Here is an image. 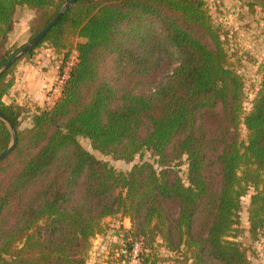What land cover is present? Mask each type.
<instances>
[{
  "label": "trees",
  "instance_id": "obj_1",
  "mask_svg": "<svg viewBox=\"0 0 264 264\" xmlns=\"http://www.w3.org/2000/svg\"><path fill=\"white\" fill-rule=\"evenodd\" d=\"M68 1L0 0V156L17 137L0 161V264H87L103 221L118 214L139 258L161 239L191 264H252L238 239L264 232V88L245 113L244 77L207 2L78 0L7 66L25 46L7 47L17 9L34 12L31 40ZM248 7L264 12V0ZM43 47L61 56L59 76L75 57L59 96L36 112L7 104L18 64ZM79 138L127 163L149 150L155 164L116 172Z\"/></svg>",
  "mask_w": 264,
  "mask_h": 264
},
{
  "label": "rangeland",
  "instance_id": "obj_2",
  "mask_svg": "<svg viewBox=\"0 0 264 264\" xmlns=\"http://www.w3.org/2000/svg\"><path fill=\"white\" fill-rule=\"evenodd\" d=\"M210 9L213 21L217 27L220 28L226 43V49L228 50L230 56V62L234 67L243 75L245 80V93L246 100L244 102L245 113H248L253 105V101L257 94L264 88V12L255 8L254 17L250 20V24L253 25L251 30L241 29L237 30L243 24H246L248 20H242L237 16L239 10L249 9L248 5L252 1L259 0H205ZM250 11V10H249ZM25 12V13H24ZM246 12V11H245ZM26 14V15H25ZM34 12L25 7H19L15 19L17 18L18 34L15 32L9 36L7 47L11 50L21 48L30 41V35L27 30V25L24 23L27 16H32ZM238 32L237 37L233 39L232 37H226L227 33L234 35ZM29 35V39L26 41V37ZM23 41H26L23 45ZM249 52V53H247ZM252 53V54H251ZM251 54V55H250ZM259 57L260 61L254 62L252 58ZM25 63L29 62L23 60ZM255 63V64H254ZM58 66L61 65V57L57 59ZM24 65V64H23ZM67 68V66H66ZM65 68V69H66ZM64 69V70H65ZM21 77L19 76L17 88L20 92L17 93V97L21 99V103L25 106L29 104V109L31 112H36L38 109L43 110L50 106L49 101L52 98L53 90L58 85V79L54 82L56 75H52L54 84L47 90V105L45 107L34 106L31 101L28 103L27 100L38 97L40 94L35 90V85L40 84L41 78L39 75L44 74L39 69L35 67H27V64L20 69ZM46 74V73H45ZM48 76V75H47ZM44 76V77H47ZM49 78V77H47ZM49 78V79H52ZM35 90V91H34ZM30 93V97L28 96ZM34 92L36 94H34ZM43 92V91H42ZM55 102V101H54ZM30 105H33L30 107ZM27 107V106H26ZM31 125V121L26 119L23 120V127L26 128ZM240 134L242 140L247 139V131L244 126L240 128ZM80 144L93 154L97 159L107 162L116 172L128 173L131 169L143 162H150L155 164V157L151 151H145L142 156L135 157L134 161L127 163L124 161H117L111 157L102 155L100 152L94 150L91 142L86 138H79ZM181 176L185 183H187V172L188 166L186 161L181 167ZM254 194L253 190H250L246 197L242 199V211L240 213L242 227L248 228V207L250 204V197ZM102 234L97 235L92 239V247L87 255V264H191L185 259L183 253H171L162 243L161 239H158L157 244H155V250L151 255L146 253L145 256L142 255L138 258V261L134 263L133 251L137 245L140 246L141 243L137 242L132 251L127 250L126 242L124 241L125 231L130 228V221L127 218H123L121 214L114 217L106 218L103 223ZM238 241L248 250V255L252 264H264V232L257 242H253L248 234L241 236ZM185 246H183V250ZM140 256V253H139ZM146 259L148 260L146 263Z\"/></svg>",
  "mask_w": 264,
  "mask_h": 264
},
{
  "label": "crops",
  "instance_id": "obj_3",
  "mask_svg": "<svg viewBox=\"0 0 264 264\" xmlns=\"http://www.w3.org/2000/svg\"><path fill=\"white\" fill-rule=\"evenodd\" d=\"M17 11H18V9H17ZM245 11L242 10V9L239 10L238 13H237V16H239V18L242 19V20H248V21L246 22V24H243L239 28H236V31L237 30L239 31L241 29H247V30L250 29L251 30V27H253V25L250 24V22H251L250 19L252 17H254V13L250 12V11H247V10H245ZM16 14H17V12H16ZM33 17H34V14L32 16H29V17L27 16V18H25L26 20L24 21V23L27 25L28 32H29V23H30V21L32 20ZM15 20L17 22V18ZM16 22H15L14 29L11 32V34H13L15 32V35L18 34V28H16V26H17ZM232 32H234V35H229V38L232 37L233 39H235V37H237V35H238V32L235 33V30L234 31L232 30ZM27 39H29V35L26 37V41H27ZM26 41H23L21 44L23 45ZM247 53H249V52H247ZM59 57H61V56H59L56 53H54L51 48L43 47L37 52L35 57L32 60H30L29 62H26V63L24 61L20 62L18 64L17 68H16V71H15V83H14V86L10 90L9 94L4 98V101L7 104L12 103V102H16L17 104H19L21 106H24V107L27 106L26 108L29 107V104L25 106L24 104H22L20 102L21 99L16 96L17 93L20 92V90L17 88V86L19 84L18 83L19 76L21 77L20 69H21V67L23 68L25 66V64H27V67L31 66V67H35L36 69L40 68V70L42 72H44V74L41 73V75H39V77L41 78L40 84H36L35 85V90L40 94V96H38V97L34 96L33 100L30 99V100H27V101H28V103L31 101V103H33L34 106H37V107H40V108L45 107L47 105L46 100H47V93L49 91L47 89H49L54 84V82L57 80V77L59 76V66L57 64V59H59ZM252 60L254 62L260 61L259 57L252 58ZM54 74L56 75V78L54 79V82H53L52 75L54 76ZM44 76H47V77L52 78V79H49V78L44 77ZM30 93L32 94V92H30ZM30 93L28 95L29 97H30ZM34 94H36V93L34 92ZM31 106H33V105H30V107Z\"/></svg>",
  "mask_w": 264,
  "mask_h": 264
},
{
  "label": "water",
  "instance_id": "obj_4",
  "mask_svg": "<svg viewBox=\"0 0 264 264\" xmlns=\"http://www.w3.org/2000/svg\"><path fill=\"white\" fill-rule=\"evenodd\" d=\"M78 0H69L65 6L63 7V9L61 10L60 14L58 15V17L52 22L50 23L42 32H40L36 37H34L33 39H31L20 51L19 54H17L12 60L11 62L7 65L10 66L13 62H15L17 59H19L22 55L26 54L28 52L29 49L35 47L45 36L46 34L52 29V27L55 26V24L59 21V19L62 17L63 13L65 11H67L73 4H75ZM0 118L3 119L2 114L0 113ZM12 136H13V141L12 144L10 145V147L1 154L0 156V161L3 160L16 146L17 144V137L15 132L12 130Z\"/></svg>",
  "mask_w": 264,
  "mask_h": 264
},
{
  "label": "built area",
  "instance_id": "obj_5",
  "mask_svg": "<svg viewBox=\"0 0 264 264\" xmlns=\"http://www.w3.org/2000/svg\"><path fill=\"white\" fill-rule=\"evenodd\" d=\"M74 59L75 57H72V60L68 63L67 65V68L64 70L63 74L59 76V79H58V85L57 87L53 90V94L51 95V99L49 101V105L53 104L54 101L56 100V98L59 96L60 92H61V87L63 85V82L64 80L67 78V75L69 73V68L71 66H73L74 64ZM139 253H140V246L137 245L136 248L134 249L133 251V260H134V263H136V261H138V258H139Z\"/></svg>",
  "mask_w": 264,
  "mask_h": 264
}]
</instances>
